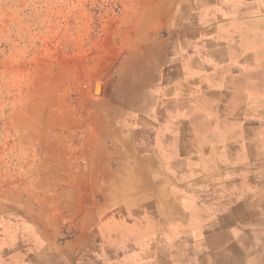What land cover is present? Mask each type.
Instances as JSON below:
<instances>
[{
  "label": "rangeland",
  "instance_id": "374dc122",
  "mask_svg": "<svg viewBox=\"0 0 264 264\" xmlns=\"http://www.w3.org/2000/svg\"><path fill=\"white\" fill-rule=\"evenodd\" d=\"M198 2L0 0V264L172 263L162 190L189 186L141 100L209 30Z\"/></svg>",
  "mask_w": 264,
  "mask_h": 264
},
{
  "label": "crops",
  "instance_id": "0c3cea01",
  "mask_svg": "<svg viewBox=\"0 0 264 264\" xmlns=\"http://www.w3.org/2000/svg\"><path fill=\"white\" fill-rule=\"evenodd\" d=\"M198 1L209 30L141 100L146 119L161 122V143L151 150L177 152L172 163L185 168L181 184L189 186L162 190L183 214L175 264H216L233 231L264 218V0ZM191 216L199 220L187 223ZM167 254L163 264H172Z\"/></svg>",
  "mask_w": 264,
  "mask_h": 264
},
{
  "label": "bare ground",
  "instance_id": "6f19581e",
  "mask_svg": "<svg viewBox=\"0 0 264 264\" xmlns=\"http://www.w3.org/2000/svg\"><path fill=\"white\" fill-rule=\"evenodd\" d=\"M100 91L101 84L98 83L96 85V92L99 93ZM259 203L261 204V202ZM252 212L256 213V211ZM258 219L261 220H257L258 222H256V225H264V223H262L264 222L262 221L264 218L258 217ZM249 225L250 226L239 227L233 231V235L235 237L234 242L224 249L223 254L221 253V255L218 257L216 264H264V244L261 243L264 238L256 236L254 232L257 230H251L250 228L253 224L249 223ZM218 240L223 239L220 238ZM222 242L223 241L215 243L213 247L216 245L219 246ZM209 244L210 242L204 241L201 243V246L202 248L206 247L207 250L210 249Z\"/></svg>",
  "mask_w": 264,
  "mask_h": 264
}]
</instances>
